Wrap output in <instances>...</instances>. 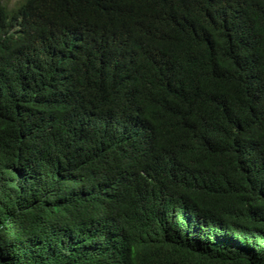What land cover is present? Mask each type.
Masks as SVG:
<instances>
[{
  "label": "trees",
  "instance_id": "1",
  "mask_svg": "<svg viewBox=\"0 0 264 264\" xmlns=\"http://www.w3.org/2000/svg\"><path fill=\"white\" fill-rule=\"evenodd\" d=\"M0 264H264V0H0Z\"/></svg>",
  "mask_w": 264,
  "mask_h": 264
},
{
  "label": "rangeland",
  "instance_id": "2",
  "mask_svg": "<svg viewBox=\"0 0 264 264\" xmlns=\"http://www.w3.org/2000/svg\"><path fill=\"white\" fill-rule=\"evenodd\" d=\"M5 4H7L9 7H15L16 4L21 0H2Z\"/></svg>",
  "mask_w": 264,
  "mask_h": 264
}]
</instances>
